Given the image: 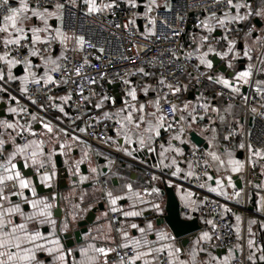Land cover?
I'll list each match as a JSON object with an SVG mask.
<instances>
[{"label": "crops", "instance_id": "crops-1", "mask_svg": "<svg viewBox=\"0 0 264 264\" xmlns=\"http://www.w3.org/2000/svg\"><path fill=\"white\" fill-rule=\"evenodd\" d=\"M73 1L58 0L55 8L46 11L22 3L0 23V45L28 40L31 55L23 65L10 57L0 58V106H4L0 109V186L15 181L21 190L6 197L0 208V264H122L114 255L119 245L132 247L139 264H162V256L169 264H230L237 257L244 258L246 264H264V219L259 216L258 193L264 189V154L247 146L243 106H225L221 99L213 100L207 111L214 118L207 116L199 125L194 116L198 95L187 77L183 85L187 96L177 114L180 132L169 136L164 128L159 80L149 73L141 84L131 85L130 104L116 84L109 85L115 106L100 105L91 98V109L121 125L106 146H91L81 125L68 129V96L61 81L50 103L34 102L29 118H22L26 84L52 82L53 72L62 68L72 53L71 37L62 31V16L63 6ZM112 1L114 6H141L136 0ZM171 1L146 0L142 13L168 7ZM82 8L98 12L103 6L101 0H82ZM192 19H201L204 29L190 27L186 37L193 44L198 65L214 73L210 83L235 82L237 94L240 88L243 93L244 87L264 89V0H250L246 11L194 15ZM228 22L253 27L256 33L228 40L224 34ZM208 36L215 38L220 55L204 46ZM48 42L53 44L51 53L41 56ZM216 58L230 69H239L234 80L216 73ZM19 66L23 72L17 71ZM232 122L239 125L238 138L233 149L225 150V131ZM191 133L208 145L211 164V173L198 190L190 186L193 169L184 160L185 153L196 147ZM57 156L69 170L67 179H61ZM21 164L34 170L41 193L32 177L23 175ZM148 170L153 172V182L146 189ZM101 177L109 182L107 192L98 184ZM240 180L242 189L237 187ZM61 184L66 187L59 191ZM208 195L233 213L237 245L232 250L219 248L206 228L208 220L199 216ZM169 199L183 211H191L190 215L182 212L184 219L192 220L197 214L201 229L187 237V244L175 238L167 225L158 224L166 215ZM100 204L103 210L98 209ZM93 209H97L94 222L82 235L83 242L66 249L60 232L71 235ZM113 214L120 221L117 232L111 222Z\"/></svg>", "mask_w": 264, "mask_h": 264}, {"label": "built area", "instance_id": "built-area-1", "mask_svg": "<svg viewBox=\"0 0 264 264\" xmlns=\"http://www.w3.org/2000/svg\"><path fill=\"white\" fill-rule=\"evenodd\" d=\"M112 0H101L103 9L87 12L82 8V0H74L63 6L62 31L72 40V53L59 70L53 72L52 82L30 81L26 84L23 100L22 118L27 120L34 102L50 103L57 82L64 83L68 96V129L79 125L85 128L86 141L91 146H106L111 134L121 129L115 118L103 117L91 109L90 100L94 98L100 105L115 106V96L109 91V85L119 84L125 102L131 103L130 89L133 83L141 84L145 75L154 73L159 80L158 92L164 101L161 111L165 117V132L176 136L180 132L177 123L178 107L184 99L183 85L190 77L198 98L194 116L199 125L205 117L214 118L207 108L211 101L222 100L225 106L241 105L244 108L243 124L247 129V146L264 154V89L251 87L246 94L235 92V85L219 82L210 83L213 72L204 70L197 63L192 42L186 34L190 27L197 31L204 29L201 19L193 21L192 16H218L234 10H249L250 0H172L168 7L158 8L146 13L139 12L137 3L126 6H114ZM22 3L46 11L55 8L58 0H0V23L9 17ZM138 20L142 23L139 29ZM253 27L244 28L231 22L225 25V38L228 40L243 35L254 36ZM204 46L221 54L216 40L208 36ZM53 44L43 47L41 56L51 53ZM80 50L77 54V50ZM10 57L18 64L29 61V41L21 40L11 45H0V58ZM233 70L237 71V68ZM239 125L230 123L225 131L224 149L235 147ZM26 141V140H25ZM181 148V146H179ZM184 160L193 169L190 186L198 190L211 173V164L207 150L192 148L185 153ZM45 171H49L45 168ZM148 189L153 182V172H146ZM104 192L109 190L106 177L98 180ZM15 181L0 186V208L4 199L20 193ZM249 192L250 188L247 187ZM260 214L264 219V189L259 190ZM190 215V210H184ZM199 216L208 220L206 228L213 240L222 250H232L237 245L233 222V213L228 212L222 202L212 195L200 207ZM113 229H120L119 217L111 216ZM261 245V240L257 241ZM114 255L122 264H139L135 260L132 247L117 246ZM162 264H169L167 257H161ZM230 264H246L244 258L237 257Z\"/></svg>", "mask_w": 264, "mask_h": 264}, {"label": "water", "instance_id": "water-1", "mask_svg": "<svg viewBox=\"0 0 264 264\" xmlns=\"http://www.w3.org/2000/svg\"><path fill=\"white\" fill-rule=\"evenodd\" d=\"M141 6H139V12H143V4L146 0H136ZM138 26L139 29L142 31V23L140 20H138ZM215 60V66H216V73H221L226 75L229 79L234 80L237 74V71L230 69L225 63L222 62L221 59L216 58ZM18 72H23V68L19 66L17 68ZM233 85H235V82H233ZM120 85L116 84L115 87L118 88ZM248 92V87L243 88V93L246 94ZM14 103V102H12ZM4 106L1 105L0 109H3ZM191 142L198 148H203L205 150H208V145L205 143V141L196 133H191ZM57 162V168L60 169L61 173V179L68 178V168H64L63 166V159L61 156H57L56 158ZM20 170L22 171L23 175L25 177H32L33 184L37 187V191L41 193L43 191L42 186L39 183V178L35 174L34 170L31 168H25L23 164L20 166ZM239 180V178H238ZM73 181H75V178H73ZM66 186H63L62 184L59 186V191L63 190ZM238 189L243 188V182L240 180V182L237 183ZM98 209L103 210L104 206L103 204H100L98 206ZM60 208L58 210L57 216H60ZM97 209H93L89 214L85 217L84 220L79 221L76 225L78 227V230H75L72 232L71 235L69 234H61L60 237L61 240L64 242V247L66 249L72 248L75 246V244H81L83 242L82 235L86 234L88 232V227L94 222L95 213ZM183 210L178 207L176 204L171 202L169 199V205L166 212V215L160 218L158 221L159 225H167L171 232L173 233L174 237L177 239H183V244L188 243V236L196 233L201 229V224L199 223V220L197 218V214L194 215V219L187 220L182 217ZM72 223L70 222V225Z\"/></svg>", "mask_w": 264, "mask_h": 264}]
</instances>
